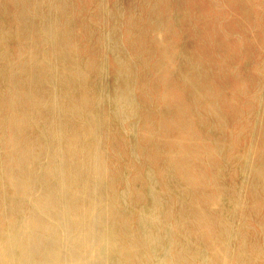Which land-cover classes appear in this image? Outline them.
<instances>
[{"label":"bare ground","instance_id":"bare-ground-1","mask_svg":"<svg viewBox=\"0 0 264 264\" xmlns=\"http://www.w3.org/2000/svg\"><path fill=\"white\" fill-rule=\"evenodd\" d=\"M0 264H264V0H0Z\"/></svg>","mask_w":264,"mask_h":264}]
</instances>
